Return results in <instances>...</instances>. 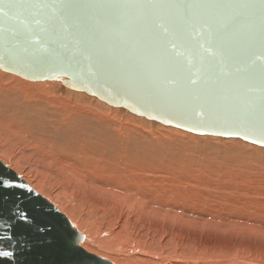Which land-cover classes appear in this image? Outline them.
<instances>
[{"label":"water","instance_id":"95a60500","mask_svg":"<svg viewBox=\"0 0 264 264\" xmlns=\"http://www.w3.org/2000/svg\"><path fill=\"white\" fill-rule=\"evenodd\" d=\"M0 69L264 147V0H0ZM85 238L0 160V264H112Z\"/></svg>","mask_w":264,"mask_h":264},{"label":"rangeland","instance_id":"374dc122","mask_svg":"<svg viewBox=\"0 0 264 264\" xmlns=\"http://www.w3.org/2000/svg\"><path fill=\"white\" fill-rule=\"evenodd\" d=\"M0 160L109 248L112 264H264V147L167 127L61 81L0 69ZM65 164L106 180V193L92 195Z\"/></svg>","mask_w":264,"mask_h":264},{"label":"bare ground","instance_id":"6f19581e","mask_svg":"<svg viewBox=\"0 0 264 264\" xmlns=\"http://www.w3.org/2000/svg\"><path fill=\"white\" fill-rule=\"evenodd\" d=\"M105 104H107V103H105ZM107 105H108V104H107ZM108 106H110V105H108ZM111 107H113V106H111ZM114 108H115V107H114ZM179 130H180V129H179ZM182 131H183V130H182ZM185 132H186V131H185ZM212 137H214V136H212ZM219 138H220V137H219ZM244 142H245V141H244ZM256 146H257V145H256ZM260 147H261V146H260ZM70 159H71V158H70ZM68 161H70V160H68ZM52 162L54 163V161H52ZM61 162H62V161H61ZM61 162H60V163H61ZM68 163L71 164L70 162H68ZM63 164H64V163H63ZM73 164H74V163H73ZM131 164H132V163H131ZM70 166H71V165H70ZM74 166H75V164H74ZM98 166H99V165H98ZM124 166H125V165H124ZM153 166H154V165H153ZM102 167H103V166H102ZM65 168H66V169H67V168H70V169H71V168H73V167H69L68 164H65ZM65 168H64V169H65ZM77 168H78V167H77ZM85 168H87V167L84 166V169H83V167H82V168H78L77 170H76V168H73L74 170H73V169H71V170H72V172H76V176H75V177L78 178L79 180H80V179L82 180V179H83V176H85V180H84V182H85V184L89 183V184H87V185L90 187V189H91V191H92V195H93V194L95 195V193H96V194H101V195H103L104 192L106 193L107 190H103V188H105V186H106V185H105V184H106V180H105V181L102 180V181L100 182L101 185H100L99 183H98V184H99V185H98L96 182H94V181H92V180L90 179V178H91L90 176L94 177V175L90 174L88 178H87L86 175H84V174H86V173L88 172V171H86V172L84 171ZM126 168H127V167H126ZM136 168H137V167H136ZM57 169H58V167H57ZM70 169H69V170H70ZM80 169H83V170H82V171H83V174L80 173V172H82V171L79 172ZM89 169H92V168H89ZM138 169H139V168H138ZM158 169H159V168H158ZM86 170H87V169H86ZM57 171H58V170H57ZM65 171H66V170H65ZM140 171H141V170H140ZM147 171H148V169H147ZM153 171H154V170H153ZM157 171H158V170H157ZM111 172H112V171H111ZM131 172H134V170L131 171ZM67 173H69V172H67ZM70 173H71V172H70ZM70 173H69V174H70ZM90 173H91V172H90ZM118 173H119V172H117V174H118ZM122 173H124V172H122ZM140 173H141V172H140ZM149 173H150V172H149ZM158 173H159V171H158ZM163 173H164V172H163ZM173 173H174V172H173ZM69 174H68V175H69ZM96 174H97V173H96ZM133 174H134V173H133ZM137 174H138V173H137ZM152 174H153V172H152ZM164 174H165V173H164ZM70 175H71V174H70ZM134 175H135V174H134ZM139 175H140V174H139ZM139 175H138V176H139ZM141 175H142V174H141ZM143 175H144V174H143ZM143 175H142V176H143ZM99 176H100V175H99ZM121 176H122V175H121ZM132 176H133V175H132ZM142 176H141V177H142ZM158 176H159V175H158ZM73 177H74V176H73ZM100 177H101V176H100ZM146 177H147V176H146ZM146 177H145V179H144L145 181H146ZM151 177H152V176H151ZM94 178H96V177H94ZM101 178H102V177H101ZM130 178H131V177H130ZM132 178H133V177H132ZM135 178H138V177H136V175H135ZM135 178H134V181H135ZM96 179L99 180L98 178H96ZM106 179H107V178H106ZM126 179H127V178H126ZM112 180H113V179H112ZM123 180H124V179H123ZM137 180L140 181V180H142V179H140V180L137 179ZM137 180H136V181H137ZM144 180H143V181H144ZM77 181H78V180L75 181L76 184H77ZM128 181H129V180L127 179V182H128ZM150 181H151V180H150ZM97 182H99V181H97ZM130 182H132V181H130ZM130 182H128V184H130ZM140 182H141V181H140ZM140 182H137V184H140ZM146 182H147V181H146ZM117 183H118V180H117ZM122 183H125V182H122ZM133 183H134V182H133ZM147 183H148V182H147ZM150 183H151V182H149V184H150ZM80 184H81V183H80ZM114 184H115V183H114ZM137 184L135 183V185H137ZM145 184H146V183H145ZM107 185H108V184H107ZM117 185H118V184H117ZM83 186H84V185H83ZM118 186H120V185H118ZM123 186H124V185H123ZM123 186H122V187H123ZM130 187L133 188L132 186L129 185V188H130ZM137 187H138V186H137ZM139 187H140V186H139ZM142 187H143V189H146L148 186H147V185H143ZM116 188H117V187H116ZM123 189H124V188H123ZM135 189H136V188H135ZM120 190H121V189H120ZM136 190H137V189H136ZM141 191H142V190H141ZM137 192H138V191H136L135 193H137ZM125 193H126V192H125ZM125 193H124V194H125ZM128 193H129V192H128ZM117 194H118V193H117ZM132 194H133V193H131L130 198L133 197ZM108 195H109V194H108ZM111 195H112V194H111ZM121 195H122V194H121ZM126 195H127V194H126ZM126 195H125V196H126ZM128 195H130V193H129ZM133 195L135 196V194H133ZM137 195L140 197V199L142 198L143 200L146 199L147 201H149L148 199H152L151 197L149 198V197L147 196V195L150 196V193L146 195V193L141 192V194H140V191H139V193H137ZM138 196H136V197L139 198ZM151 196H152V195H151ZM94 197H95V196H94ZM96 197H97V196H96ZM99 198H100V197H99ZM106 198H107V197H106ZM127 198H128V196H127ZM137 198H135L136 201H137ZM128 199H129V198H128ZM131 200H132V198H131ZM159 200H160V198H159ZM121 201H122V200H121ZM141 201H142V200H141ZM147 201H146L145 203H147ZM160 201H161V200H160ZM115 202H116V201H115ZM126 202H127V201H126ZM132 202H133V201H132ZM134 202H135V201H134ZM134 202H133V203H134ZM123 203H124V202H123ZM142 203H144V202H142ZM150 203H153V202L150 201ZM160 203H161V202H160ZM130 204H131V203H130ZM135 204H137V207H138V206L141 207V209H142V208L147 209L146 207H143V206H145V205H142V206H141V204H140L139 202H138V203H135ZM138 204H139V205H138ZM154 204H155V203H154ZM133 205H134V204H133ZM147 205H148V204H147ZM150 205H151V204H149L148 207L151 209V211H149L150 209L148 208L149 210H147L146 213H147V215H149V213H150V216L152 217V215H153V214L155 215V213H152V212L154 211V209H153L154 207L152 206L153 204H152L151 206H150ZM161 205H162V204H161ZM121 206H122V205H121ZM139 207H138V208H139ZM151 207H152V208H151ZM155 207L157 208L156 205H155ZM161 207H162V206H161ZM161 207H160V208H161ZM185 207H186V206H185ZM193 207H194V206H193ZM133 209H134V208H133ZM145 209H144V210H145ZM167 209H169V208H167ZM138 210H140V209H138ZM142 210H143V209H142ZM184 211H185V210H184ZM142 212H143V211H142ZM148 212H149V213H148ZM185 212H187V211H185ZM61 213L64 214L63 212H61ZM143 213L145 214V212H143ZM195 213H196V212H195ZM64 215H65V214H64ZM147 215H145V217H146ZM183 215H184V214H183ZM66 217H67V216H66ZM142 217H143V216H142ZM67 218H68V217H67ZM184 218H185V217H184ZM68 219H69V218H68ZM190 219H191V218H190ZM177 222H178V221H177ZM174 223H175V222H174ZM86 225H87V224H86ZM81 226H82V225H81ZM81 226H80V227L78 226V227L80 228V229H77L79 232L81 231V229H83ZM81 232H82V231H81ZM81 232H80V233H81ZM82 234H83V233H82ZM87 239H88V237L86 236V238L84 239V241L81 243V244H82V248H84L86 251H88V252H90V253L97 254V255H99V256H101V257H104L106 260H108V261H110L111 263H113L111 260L108 259L109 255L106 256V255L104 254V252L102 251L103 249H105V253H106V254H109L108 252H112L111 250H109V248H106V246H104V247H105V248H104L102 245L97 244L96 241H94V242H90V241L87 240ZM97 241H98V240H97ZM99 242H100V241H99ZM118 252H119V251H118ZM119 253H120V254H124V255H128V254H129V253H127V252H123V251H121V252H119ZM130 254H131V253H130ZM144 255H145V254H144ZM142 256H143V254H142ZM140 258H142V260H144V261H145V259H146V258L144 259L143 257H141V255H140ZM148 258H152V256H150V257H148ZM142 260H141V261H142ZM144 261H143V262H144ZM146 261H147V259H146ZM151 261H152V260H151ZM151 261H150V262H151ZM172 261H173V260H172ZM183 262H184V260H179V263H183ZM192 262H193V261H192ZM211 262H212V261H211ZM227 262H228V261H227ZM147 263L149 264V262H147ZM145 264H146V263H145ZM150 264H152V263H150ZM212 264H213V263H212Z\"/></svg>","mask_w":264,"mask_h":264},{"label":"snow or ice","instance_id":"6c2138e0","mask_svg":"<svg viewBox=\"0 0 264 264\" xmlns=\"http://www.w3.org/2000/svg\"><path fill=\"white\" fill-rule=\"evenodd\" d=\"M6 186L11 187L12 185L8 184V185H6ZM21 217H22L23 219H27L26 217L23 216V213H21Z\"/></svg>","mask_w":264,"mask_h":264}]
</instances>
